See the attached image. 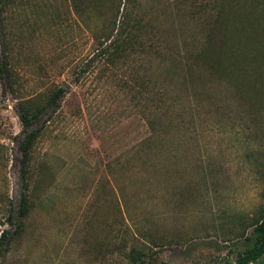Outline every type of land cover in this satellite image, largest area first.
I'll return each mask as SVG.
<instances>
[{
    "label": "rangeland",
    "instance_id": "rangeland-1",
    "mask_svg": "<svg viewBox=\"0 0 264 264\" xmlns=\"http://www.w3.org/2000/svg\"><path fill=\"white\" fill-rule=\"evenodd\" d=\"M122 1L134 39L115 55L95 40L107 0H4L0 264H131V249L140 264H229L251 243L264 0H223V26L210 24L218 0ZM208 25L227 40L218 68L195 58Z\"/></svg>",
    "mask_w": 264,
    "mask_h": 264
},
{
    "label": "trees",
    "instance_id": "trees-1",
    "mask_svg": "<svg viewBox=\"0 0 264 264\" xmlns=\"http://www.w3.org/2000/svg\"><path fill=\"white\" fill-rule=\"evenodd\" d=\"M91 8H96L102 0H88ZM110 5V14L104 20V28L99 35L95 36V40L98 41L99 46L103 45V50L108 51L111 48L112 53L115 55L119 52H123L127 49V47L132 43L134 39L133 36H130L126 32V21L128 16L126 14V10L124 8V3L122 0H107ZM222 1L218 0L216 2L217 11L212 15V23L220 22L223 26V15H222ZM4 0H0V23L2 22V13H3ZM121 19H120V18ZM223 17V18H222ZM119 18V19H118ZM226 28V25L224 29ZM214 25H208L207 32L204 35L203 41L198 48L195 58L196 60H200L204 62L207 67L217 66L214 65V62L223 61V48L226 47L227 40L223 38L222 34L221 40L216 44L212 41V37L214 34ZM119 51V52H118ZM0 71H2V66H0ZM65 89L62 87H58L56 90L52 92L51 98L53 100H58L62 97ZM42 113L41 106H34L31 109L30 113L26 114L27 121L37 119ZM37 137V130H32L27 135V141L24 146V154L26 153V149L30 148ZM26 169H23V175H25ZM27 200L24 192L21 194V198L19 201V210L18 214L24 216L27 212ZM7 222L11 221V210L7 212ZM251 243L249 246L245 247L242 251L238 252L235 256V259L232 263L229 264H250L251 262L256 261L259 257L264 256V214L260 215L257 219H255L251 224ZM4 238V233H0V241ZM128 260L131 264H140L143 262V253L137 249H131L128 252Z\"/></svg>",
    "mask_w": 264,
    "mask_h": 264
}]
</instances>
